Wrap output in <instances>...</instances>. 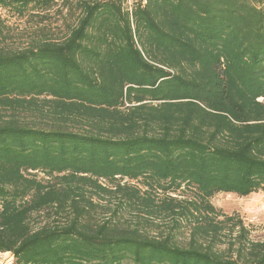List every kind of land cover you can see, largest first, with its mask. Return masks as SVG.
Listing matches in <instances>:
<instances>
[{
    "label": "trees",
    "instance_id": "16d2710c",
    "mask_svg": "<svg viewBox=\"0 0 264 264\" xmlns=\"http://www.w3.org/2000/svg\"><path fill=\"white\" fill-rule=\"evenodd\" d=\"M60 5L55 39L56 0H0L33 22L13 44L0 13V253L264 264V240L209 202L264 191V0Z\"/></svg>",
    "mask_w": 264,
    "mask_h": 264
},
{
    "label": "rangeland",
    "instance_id": "374dc122",
    "mask_svg": "<svg viewBox=\"0 0 264 264\" xmlns=\"http://www.w3.org/2000/svg\"><path fill=\"white\" fill-rule=\"evenodd\" d=\"M56 3L59 6L50 12V19L45 24L47 25L49 22L51 24L47 35L59 39L65 32V19H62L58 11L61 0H56ZM0 13L1 18L6 22L5 24L11 28L12 38L9 39L10 43L23 44L30 39L33 22L27 21L26 18L17 19L5 11H0ZM70 20L66 21L69 22ZM38 177L43 178V175L38 174ZM209 202L215 209L225 215H237L244 225L251 230L253 239L264 240V191L253 193L247 197L221 193L212 197ZM0 264H15V260L9 253H0Z\"/></svg>",
    "mask_w": 264,
    "mask_h": 264
}]
</instances>
